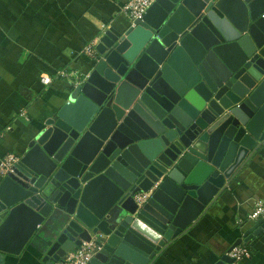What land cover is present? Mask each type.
I'll return each instance as SVG.
<instances>
[{
	"label": "water",
	"instance_id": "water-1",
	"mask_svg": "<svg viewBox=\"0 0 264 264\" xmlns=\"http://www.w3.org/2000/svg\"><path fill=\"white\" fill-rule=\"evenodd\" d=\"M96 51L0 182L1 253L53 223L45 264L92 240L88 264H153L264 147V0H156Z\"/></svg>",
	"mask_w": 264,
	"mask_h": 264
},
{
	"label": "crops",
	"instance_id": "crops-1",
	"mask_svg": "<svg viewBox=\"0 0 264 264\" xmlns=\"http://www.w3.org/2000/svg\"><path fill=\"white\" fill-rule=\"evenodd\" d=\"M128 1L0 0V157H23L45 122L67 103L71 85L58 81L59 71L88 77L95 60L85 48L97 45L107 32L122 35L132 28L122 12ZM44 79L52 82L46 85ZM260 200L264 202V147L153 264H230L223 258L256 223L248 217ZM52 226L44 225L20 256L0 252V264H45L43 248ZM242 245L252 249L242 264H264V233Z\"/></svg>",
	"mask_w": 264,
	"mask_h": 264
},
{
	"label": "built area",
	"instance_id": "built-area-1",
	"mask_svg": "<svg viewBox=\"0 0 264 264\" xmlns=\"http://www.w3.org/2000/svg\"><path fill=\"white\" fill-rule=\"evenodd\" d=\"M156 0H129L124 7L122 12L129 18L131 26L134 27L136 21L143 20L148 9ZM96 43H91L88 45L84 52L85 54L93 60H97L98 53L96 51ZM81 76L73 73H68L67 71H59L57 73L58 81H66L69 85H79L81 81ZM52 81L44 79L43 83L48 85ZM2 135H0V138ZM21 157L14 153H7L6 155L0 157V175L5 177L9 172L12 171L13 167L20 161ZM158 184H155L148 192H139L133 196L135 203L141 207L152 197V194L157 189ZM264 220V202H255V207L253 212L249 215L248 221L257 222L259 220ZM96 251L95 240L90 242H83L82 245L76 248L74 251L69 253L62 261L57 264H88L94 257ZM230 259L233 260L232 264H242L252 255V249L245 245H238L232 247L226 254Z\"/></svg>",
	"mask_w": 264,
	"mask_h": 264
},
{
	"label": "rangeland",
	"instance_id": "rangeland-1",
	"mask_svg": "<svg viewBox=\"0 0 264 264\" xmlns=\"http://www.w3.org/2000/svg\"><path fill=\"white\" fill-rule=\"evenodd\" d=\"M86 78H87V76H82V75H81V78H80L81 81H82L81 83H83V82L85 81ZM81 83H80V84H81ZM71 86H74V87H75V85H71ZM76 86H77V85H76ZM14 154H16V153H14ZM5 155H6V154H5ZM16 155H17V154H16ZM3 156H4V155H3ZM1 157H2V156H1ZM0 176H1V175H0ZM1 177H2V176H1ZM2 178H3V177H2Z\"/></svg>",
	"mask_w": 264,
	"mask_h": 264
},
{
	"label": "trees",
	"instance_id": "trees-1",
	"mask_svg": "<svg viewBox=\"0 0 264 264\" xmlns=\"http://www.w3.org/2000/svg\"><path fill=\"white\" fill-rule=\"evenodd\" d=\"M62 83H66V81H61ZM68 86V85H67ZM245 246H247V247H250V245H245Z\"/></svg>",
	"mask_w": 264,
	"mask_h": 264
}]
</instances>
